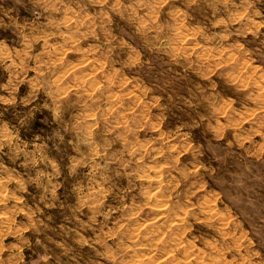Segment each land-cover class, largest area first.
Listing matches in <instances>:
<instances>
[{
  "label": "clouds",
  "instance_id": "obj_1",
  "mask_svg": "<svg viewBox=\"0 0 264 264\" xmlns=\"http://www.w3.org/2000/svg\"><path fill=\"white\" fill-rule=\"evenodd\" d=\"M261 28L264 0H0V264H264Z\"/></svg>",
  "mask_w": 264,
  "mask_h": 264
},
{
  "label": "rangeland",
  "instance_id": "obj_2",
  "mask_svg": "<svg viewBox=\"0 0 264 264\" xmlns=\"http://www.w3.org/2000/svg\"><path fill=\"white\" fill-rule=\"evenodd\" d=\"M261 32H264V28H261ZM261 38L264 39V37H261ZM249 39L251 40V36H249ZM190 41H191V38H189V43H190ZM209 59H211V57H209ZM221 67H223V66H221ZM253 68H254V69H257L258 71L264 72V63H261V62L257 61L256 63L251 64V65L249 66V71H251V69H253ZM252 78H253V77L250 76V81H251ZM251 87H252V84H251V82H250L249 85H248V88L251 89ZM256 87H264V85H262L259 81H257V82H256ZM21 91L23 92L24 89L22 88ZM134 95H137V94H134ZM233 99H234V97H233ZM140 103H141V104L144 103V98H142V97L140 98ZM238 103H239V102H237V105H238ZM237 105H229L228 108H227V110H226L225 115H227V112L230 111L232 107L237 106ZM250 106H251V105H250ZM176 115H179V113H176ZM255 118H256L255 115H253V116H252V119H255ZM40 119H41V116H40L39 113H37V121H39ZM222 122H223V120H222ZM173 123H175V121H173ZM239 123H240V122L237 121V125H239ZM250 123H251V120H246V121L243 122L242 127L247 128V127L249 126ZM34 130H35V131H42V130H43V127H42V125H40L39 123H35V124H34ZM184 158H185V157H183V156L181 157L182 160H183ZM181 187H183V185H181ZM207 187H208V186L206 185V186H205V190H207ZM168 207H169L168 205H165V208L162 209L161 211H166ZM228 227H229V228L231 227V223H229ZM244 227H245V230H247V225H245ZM184 239H186V240H187V239H190V234H186L185 237H184ZM12 240H13V237H12V236H8V237L4 240V243H5V244H10V243L12 242ZM185 247H187V245H181V248H180L176 253H173L172 255H179V252H180V251H183V248H185ZM197 249H200V250H202V251H206V250L201 249V246L199 245V243H197V244L195 245V248H193V249H189V251H188V253H186V255H191V256L193 257L192 260L189 262V264H196V258H195L194 253H195V251H196ZM5 255H7V252H5ZM26 255H28L27 251H26ZM150 259H153V260H154V259H155V255H153L152 257H150ZM217 259H220V257H217ZM223 259L230 261V260L232 259V254H231V252H228V253L223 257ZM157 264H168V258H165V259H163L162 261H157Z\"/></svg>",
  "mask_w": 264,
  "mask_h": 264
}]
</instances>
